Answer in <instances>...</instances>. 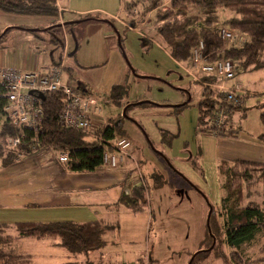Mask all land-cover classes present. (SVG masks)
Wrapping results in <instances>:
<instances>
[{
    "label": "rangeland",
    "instance_id": "374dc122",
    "mask_svg": "<svg viewBox=\"0 0 264 264\" xmlns=\"http://www.w3.org/2000/svg\"><path fill=\"white\" fill-rule=\"evenodd\" d=\"M98 1L104 3L101 7L109 10L111 15L107 14L108 11L94 17L103 21V28L106 27V32L115 39L114 46L119 47V37L122 38L120 46L123 52L120 57L122 55L127 70L129 67L136 69L137 74L128 70L127 76L120 80L129 85L128 94L120 104L104 102V94L94 89L90 93L99 104H96L99 109L102 108V114L109 120L116 116L114 123H118L117 132L131 141V150L126 160L133 162H127L124 166L125 169H134L126 183L128 186L132 182L144 185L146 206L139 212H133L121 204H117L118 208L113 207L108 216L101 218L113 226L104 234L106 242L84 253L85 255L68 253L61 246L52 250L54 255L49 259L47 253L50 249L43 241L39 245H30L23 241L27 243H23L22 249L31 250L35 255L31 264H50V261L60 264L62 260L73 262L84 259V264L86 261L93 264H227L231 249L226 246L222 235L223 209L224 206L235 208L238 190L235 189L227 195L221 187L224 179L217 165L228 157L250 160L253 156H264V153L259 154L264 149H256V144L262 143L261 139L254 138L258 134L257 130H264L259 120L260 109L256 106L264 100V67L235 74L234 82L235 79L238 80L248 90L249 96L243 98L244 108L247 106L248 111L241 118L243 131L240 135L233 138L221 137L223 140L219 141L216 134L209 130L200 132L196 123L197 99L209 92L208 87L187 75L155 34L156 27L162 22L154 21L153 17L157 12L164 13L169 10L172 0H158L157 5L143 13L144 15L140 14L142 1L149 0H132L129 10H126V6L130 0ZM65 2L67 0H59L58 4L64 5ZM73 2L98 3L96 0ZM2 13L4 16H0V36L4 33L5 35L0 38V54L3 55V60L8 61L15 59L23 49H32L34 46L28 45L30 41L17 39V32L13 28L5 31L1 25L6 21H12L8 25L16 24V20L27 21L31 15ZM229 14L225 11L221 16ZM41 16L43 15H32L35 18ZM59 22H56V27L51 26L54 30H49L51 23L34 28L29 26L27 29L40 30L37 33L39 39H50L49 32H53L61 41L69 40L68 54L73 51L75 56L78 55L71 57V61L81 60V64L86 66L93 64L95 59L89 57L93 55L94 58V54H98L97 49L101 42L99 27L74 23L61 32L57 27L61 23ZM235 39L240 44L244 36L236 32ZM34 40L39 43L37 38ZM48 44L52 45L50 42ZM229 44L226 42L224 46ZM75 46L78 47L76 52ZM60 73L62 82L73 85L77 83V80L67 77L66 71L61 70ZM188 97L190 105L182 109L180 114L173 113L175 107ZM238 116H241L240 113L234 114L230 123L236 124ZM160 128L173 134L169 145L161 141ZM246 141H249V145ZM262 189L261 184L251 186L243 194L245 193L247 200H252L260 197ZM225 196H229V199L222 202L221 199ZM209 208L212 210L210 233L206 225ZM108 211L109 209L106 210ZM8 232L12 230L9 229ZM27 239L36 241L33 238ZM263 242L264 238L259 235L254 241L242 244L241 255L257 257ZM20 247V244L11 241L6 250L15 253Z\"/></svg>",
    "mask_w": 264,
    "mask_h": 264
},
{
    "label": "trees",
    "instance_id": "16d2710c",
    "mask_svg": "<svg viewBox=\"0 0 264 264\" xmlns=\"http://www.w3.org/2000/svg\"><path fill=\"white\" fill-rule=\"evenodd\" d=\"M157 2L159 1H142V13H139L144 15L155 7ZM132 4L133 1L130 0L126 10H129ZM0 10L5 13L52 17L49 30L53 29L52 25L56 27V22L59 21L57 0H0ZM225 11L230 14L221 16ZM93 18L95 17L85 15L82 21ZM153 20L162 22L156 27L155 34L176 62L189 64L192 49L201 41L204 45L202 54L207 56V60L228 58L233 65L234 76L241 71L264 67V0H172L171 8L164 13L157 12ZM222 25L244 36L242 43L238 44L235 37L223 41L219 34V28ZM39 31L33 30L31 33L38 37ZM52 33L49 32L50 43L57 46L61 40ZM3 35L5 33L0 38ZM226 42L230 44L224 46ZM201 81L213 82L217 79L212 74L201 76ZM81 86L78 84L80 89H82ZM128 88L127 82L112 85L108 95L110 101L121 103L123 97L128 94ZM208 90L209 92L198 98L196 103L199 131L209 130L217 135L236 136L241 122L240 118H244L248 111L247 107L244 108L243 98L246 99L249 95L244 91L234 92L227 99L226 93H216L209 87ZM4 91V86L0 83V159L3 164L12 162L18 155L30 154L36 149L49 146L55 152L66 153L67 158L63 163L68 169L78 173L91 172L103 166V152L108 142L113 141L115 137H124L117 132L118 123H114L115 118L98 126L96 132L101 139H95L83 130L62 124L59 113L62 108L63 95L57 91L36 93L42 107V121L39 129L35 132L24 128L21 131L8 120L5 109L8 101L4 96ZM190 103V101L180 102L175 107V112H180ZM256 106L260 109L259 120L264 127V100ZM217 108L224 111V126L221 128L214 127L209 121ZM237 112L241 115L237 123H230ZM160 134L161 141L167 145L174 137L162 128H160ZM12 137H18L20 143L11 148L8 140ZM258 138L264 144V130ZM217 168L223 175L224 182L221 187L227 195L235 189L238 190L235 208L224 206L223 209L222 235L226 246L231 249L227 264H264V242L258 250L257 257H244L240 252L242 244L254 241L259 235L264 238V162L227 158L221 160ZM259 184L263 188L259 193L260 197L247 200L243 192ZM143 186L141 183L132 186L128 194H121L117 201L133 212L142 211L146 206V193ZM228 199L229 196H225L221 201L225 202ZM211 211L208 224L212 215ZM209 225L210 232H212L211 224ZM111 227H113L112 224L99 218L80 223L68 220L49 222L26 220L15 221L11 224L0 222V264L27 263V255L15 254L6 250L7 244L16 238L51 239L55 245L62 246L68 253L84 254L104 244L106 242L103 238L104 234ZM9 228L13 230L12 233L7 231ZM85 264L93 263L86 261Z\"/></svg>",
    "mask_w": 264,
    "mask_h": 264
},
{
    "label": "crops",
    "instance_id": "0c3cea01",
    "mask_svg": "<svg viewBox=\"0 0 264 264\" xmlns=\"http://www.w3.org/2000/svg\"><path fill=\"white\" fill-rule=\"evenodd\" d=\"M96 1L98 2L96 4H77L74 3L73 0H67V2H65L66 4L59 5V0H57L59 9L58 16L59 21L61 22H59L60 24L57 26L58 31L60 30L61 32H64L67 26L74 25V23L89 24L93 28L99 27L98 29L101 30V42L97 49L98 54L95 53L94 55L96 56L94 58L93 55L92 57H89L95 59L93 64L86 66L81 64V60H79V62L71 61V57H76L78 55L75 56V53L73 55L68 54L70 51L68 49L69 40H64V42L61 41L55 46L54 43H51L52 45L48 44L50 39H39L31 32H28L25 28H28L29 26H32L33 28L41 27L51 23L53 20L52 17L41 16V18H35L31 15L27 21L16 20V24L13 25H8L11 24L12 21H6L1 25V28L5 31L13 28L17 32V39L21 38L20 40L22 41H24L23 39L28 42L30 41L28 45L32 44V46H34L32 49H23L22 53L19 52L15 59L11 57L12 59H8V61L3 60V55L0 54V63H7L2 64L1 66H10L18 71H38L43 73L51 66L60 64L62 66V71L67 72L68 78L77 80V83L75 84L76 87L78 84L82 85L81 90L84 91L85 94L91 96L94 103L93 105L98 107L96 105L98 104L96 103L97 101H95L93 94L90 93L93 89L96 92H102L104 94L102 97L104 102L112 103L113 101H110L108 97L111 86L126 82H121L120 80L122 77L127 76L128 70H132L134 74H137V72L136 69H131L130 67L127 70L126 64L121 58L122 55L120 57L123 48L120 46L119 49L118 46H114L115 39L109 32H106V27L103 28L104 23L101 19L93 18L82 21V19L85 18V15L94 17V15L98 13L102 12L103 14H106L109 11L104 7H101V4L104 3H99L98 0ZM0 13V16H4L2 15L4 14L2 11H0ZM110 13L111 12L109 11L107 14ZM64 14H66L67 17L64 16ZM104 16L107 17L106 15ZM36 38L39 40V43L34 40ZM78 47H80L79 42ZM78 47L75 46V52ZM232 81L230 82V85L237 84L241 87L242 91H248L238 83V80L235 79V82L234 80ZM91 111L95 114L93 120L97 127L109 121L108 117L102 114V108L101 110L99 109V113L95 108L91 109ZM173 113L180 114V112H175V110ZM115 117L116 116H112L110 119ZM241 131H243L242 121L239 124L236 136H226L231 138L238 137ZM257 131L258 134L256 133V137L254 138H258L262 132L261 129ZM216 136L219 141L223 140L221 137H226L217 134ZM249 141H246V143L248 144ZM261 148L264 149V146L262 143L258 142L256 144L257 151H260ZM263 153L264 152H261L259 154ZM240 156L244 157L245 155ZM250 158L258 162H261L263 159L262 162H264V156H253ZM128 160L129 161L125 158L113 169L103 165L91 172L81 171V173H78L68 169L65 163L57 158V152L49 146L36 149L30 154L18 155L12 160V162L7 164H3L0 159V222L11 224L15 221L26 220L44 222L68 220L80 223L86 220H93L94 218L101 219L106 217L113 207H119L117 204L123 205L117 201L118 197L121 194L127 195L131 186L138 184V182H132V185L130 184L128 186L126 183L127 178L132 172L131 170L134 169V167L133 169H125L124 165L127 162H133L130 159ZM108 209L109 211L106 212ZM16 239L17 240H13L12 242L20 244L21 247L15 252V254L20 253L27 255V262L30 264L35 255H33L31 250L22 249V246L25 243L28 242L27 244L30 245H39V242L43 241L48 249H50V252L47 253L49 259L54 255L52 250L59 247L55 245L51 239H34L36 241H32V239L31 241H29L30 239ZM84 261L85 259L82 261L74 260L73 262L62 260L60 264H84ZM50 264L59 263L50 261Z\"/></svg>",
    "mask_w": 264,
    "mask_h": 264
},
{
    "label": "built area",
    "instance_id": "2783aa9c",
    "mask_svg": "<svg viewBox=\"0 0 264 264\" xmlns=\"http://www.w3.org/2000/svg\"><path fill=\"white\" fill-rule=\"evenodd\" d=\"M220 38L223 41L233 39L236 32L227 28L225 25L219 28ZM198 46L192 49V58L189 64L177 62L183 68L187 75H191L196 81H201V76L216 77L217 81H201L203 85L214 89L217 92L226 93L227 99L232 93L242 92L237 84L230 85L234 79V70L231 61L228 58H217L212 61L207 60V56L202 54L203 44L200 41ZM62 66H51L47 71L40 73L38 71H18L10 66L0 65V83L4 86V96L7 98V117L10 122L19 130L27 128L33 131L39 129L42 121V107L40 99L36 93L60 92L63 95L62 108L59 113L61 123L80 129L86 132L90 137L101 139L97 134V126L94 122L95 114L91 109L99 108L93 105L90 95L85 94L78 86L61 81ZM224 111L221 108L214 110L210 116V123L216 127H223ZM9 146L19 144L18 137H12L8 140ZM131 150V141L125 137H115L113 141L108 142L107 148L103 152V165L108 168H115L120 162L128 157ZM57 158L64 162L67 158L65 152H57Z\"/></svg>",
    "mask_w": 264,
    "mask_h": 264
},
{
    "label": "water",
    "instance_id": "95a60500",
    "mask_svg": "<svg viewBox=\"0 0 264 264\" xmlns=\"http://www.w3.org/2000/svg\"><path fill=\"white\" fill-rule=\"evenodd\" d=\"M75 21H78V20H75ZM58 25H59V24H58ZM26 30L29 31V30H33V29H31V28L27 29V28H26ZM118 43H119L118 45H119V47H120V42L118 41ZM73 53H74V52H72V53H70V54H73ZM189 99H190V98L188 97L186 101L188 102ZM210 210H211V208H209V212H210ZM209 214H210V213H209ZM209 214H208V216H207L206 225H207L208 231H209V233H210V225L208 224Z\"/></svg>",
    "mask_w": 264,
    "mask_h": 264
}]
</instances>
